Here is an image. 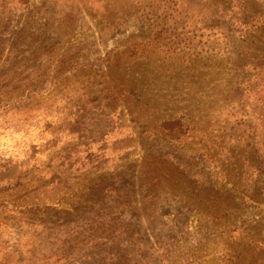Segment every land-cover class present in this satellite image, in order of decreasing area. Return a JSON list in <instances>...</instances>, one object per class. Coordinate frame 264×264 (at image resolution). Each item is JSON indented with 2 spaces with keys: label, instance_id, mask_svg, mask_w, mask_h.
<instances>
[{
  "label": "rangeland",
  "instance_id": "374dc122",
  "mask_svg": "<svg viewBox=\"0 0 264 264\" xmlns=\"http://www.w3.org/2000/svg\"><path fill=\"white\" fill-rule=\"evenodd\" d=\"M263 18L264 0H0V264H264Z\"/></svg>",
  "mask_w": 264,
  "mask_h": 264
},
{
  "label": "trees",
  "instance_id": "16d2710c",
  "mask_svg": "<svg viewBox=\"0 0 264 264\" xmlns=\"http://www.w3.org/2000/svg\"><path fill=\"white\" fill-rule=\"evenodd\" d=\"M240 3V1H238ZM237 2V3H238ZM264 20V18H263ZM264 25V23H263ZM249 27V26H246ZM256 30L253 31L256 37L263 38V31L260 26L255 27ZM264 29V28H263ZM247 94L260 95L261 98L256 99L257 104L261 106V114L257 120V127H250L251 133L249 136L247 152L250 166L257 173V178L254 181L255 191H264V78L258 79L255 82H248L246 86ZM131 95V93H128ZM252 143V144H250Z\"/></svg>",
  "mask_w": 264,
  "mask_h": 264
}]
</instances>
